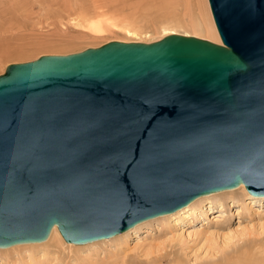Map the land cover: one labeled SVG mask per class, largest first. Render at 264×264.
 I'll list each match as a JSON object with an SVG mask.
<instances>
[{"label":"water","instance_id":"1","mask_svg":"<svg viewBox=\"0 0 264 264\" xmlns=\"http://www.w3.org/2000/svg\"><path fill=\"white\" fill-rule=\"evenodd\" d=\"M221 42L111 40L0 74V247L109 238L213 192L264 195V0H208Z\"/></svg>","mask_w":264,"mask_h":264},{"label":"rangeland","instance_id":"2","mask_svg":"<svg viewBox=\"0 0 264 264\" xmlns=\"http://www.w3.org/2000/svg\"><path fill=\"white\" fill-rule=\"evenodd\" d=\"M209 9L208 0H0V74L11 63L43 54L77 52L111 40L155 41L168 28L207 36L209 33L196 29L193 20L200 16L206 21ZM80 10H106L112 26L100 36L93 35L71 22ZM127 25L135 27L138 36L126 33L123 28ZM202 197L185 212L159 215L136 224L127 234L128 230L74 243L72 248L47 243L49 236L38 243L1 247L0 261L9 250L11 258L34 256L43 264H84L95 252L102 257L122 245L124 264H264V195L239 189Z\"/></svg>","mask_w":264,"mask_h":264},{"label":"bare ground","instance_id":"3","mask_svg":"<svg viewBox=\"0 0 264 264\" xmlns=\"http://www.w3.org/2000/svg\"><path fill=\"white\" fill-rule=\"evenodd\" d=\"M175 8H176V6H175ZM206 11H208V10H206ZM106 12H107L106 10L105 11H103V10H98L97 11L96 10V11H94L92 13L91 12L88 13V12H85V11L83 12V11L80 10L78 13H75L70 18V20H71L72 23H75L76 25H79V26L84 27L86 30H88L93 35H99L100 36V34H103L104 32L106 33V31L109 29L108 26H109L110 23H109V18L107 17ZM113 14L115 15V13H113ZM176 23H178V22H176ZM193 24L196 27V29L203 30V31H205V33L206 32L209 33V34H207V36L201 35L200 33L197 34V32H196V34H193V35H196V36H199V37L201 36L203 38H206V39L215 41L217 43H220L221 42V38L218 35V30L216 29L217 27L215 25V22H214V19L212 17V14L210 12V9H209V11L207 13L206 21L204 19H202V17L196 16L195 19L193 20ZM110 26H112V25L110 24ZM170 29L169 28L167 30L165 29L166 31L164 32V35L169 34V33H175V32L178 33V31H176L175 29H171V30ZM123 30L126 33H128L129 35H134V36L137 35L138 36V32L139 31H137V29L135 27H132L130 25L124 26ZM167 31H169V32H167ZM183 34L192 35L190 33V31L189 32L188 31H185V32H183ZM93 37H95V36H93ZM25 49H26V47H25ZM16 50H19V48L18 49H15L14 52H18ZM239 189H242V190H245L246 191L245 185L244 184H241V185L237 186V188H234V189H232V188L231 189H226V190H222V191H219V192L210 193V194H207V195H211V194H213V195H225V193L226 194L227 193H236L237 191H239ZM207 195H202V196H207ZM202 196L196 198L190 204H188V205H186V206L178 209L176 213H179L180 211H184L185 212V211L189 210L190 208H192V205L194 203H196V202L198 203V201H200L203 198ZM254 196H258V195H254ZM184 212H182V213H184ZM163 217H166V216H163ZM139 225L140 224H138L137 226H139ZM137 226H135L133 228H130V229L133 230ZM132 230H128L126 232V234L129 233V231H132ZM61 235L62 234H61L60 230L58 229L57 225H55L52 228V230H51V232L49 234V238L47 240V243H51V242L54 241V242L58 243L59 245H62V246L67 245L68 247L72 248L74 243L73 242L66 243L67 242L66 240H64L66 244L63 243L61 241V239H60V237H63V235L62 236ZM120 235H122V234H120ZM118 239H116V241ZM120 240H121V237H120ZM28 243H38V242H28ZM93 243H95V242H93ZM19 244H26V243H18V244H15V245H18L19 246ZM117 244H118V242H117ZM76 247H78V246H76ZM122 248H123L122 245H117L115 247V250L108 251L109 252V253H107L108 255H103L102 257H99L100 255L98 253H96V252H95V256H91V255H90V257H86L85 256L86 258H85V261H84L85 263L84 264H124L125 263V260H126V258H124L126 256V253H125V250H122ZM8 251L5 252V253H7L6 254V259L4 261H0V264H43L42 261H41V259L35 258L34 256L33 257H29L27 259H25L24 256H19V258H11L10 254L12 253V251H9V252ZM124 253H125V256H124ZM7 255H8V257H7ZM92 255H94V254H92ZM173 264H175V263H173Z\"/></svg>","mask_w":264,"mask_h":264}]
</instances>
